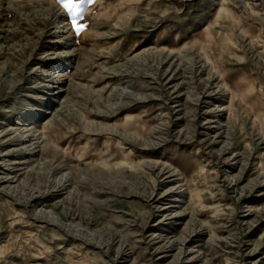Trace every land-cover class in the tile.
<instances>
[{
  "label": "rangeland",
  "instance_id": "obj_1",
  "mask_svg": "<svg viewBox=\"0 0 264 264\" xmlns=\"http://www.w3.org/2000/svg\"><path fill=\"white\" fill-rule=\"evenodd\" d=\"M81 9L0 0V264H264V0Z\"/></svg>",
  "mask_w": 264,
  "mask_h": 264
},
{
  "label": "snow or ice",
  "instance_id": "obj_2",
  "mask_svg": "<svg viewBox=\"0 0 264 264\" xmlns=\"http://www.w3.org/2000/svg\"><path fill=\"white\" fill-rule=\"evenodd\" d=\"M94 0H61L64 8L67 12L73 17L72 26L73 30L79 34V32L83 29L84 25L77 24L75 20V16L82 10L81 6L85 3H93Z\"/></svg>",
  "mask_w": 264,
  "mask_h": 264
},
{
  "label": "bare ground",
  "instance_id": "obj_3",
  "mask_svg": "<svg viewBox=\"0 0 264 264\" xmlns=\"http://www.w3.org/2000/svg\"><path fill=\"white\" fill-rule=\"evenodd\" d=\"M30 129H34V126L33 125H29L28 126V128H26V130H30ZM26 138H27V136H23L22 137V146H21V149L20 150H24V151H26V149L29 147V145H28V143L30 142V140H26ZM20 140V139H19ZM31 143V142H30ZM32 144V143H31ZM5 154V153H4ZM8 154V153H7ZM4 156V155H3ZM4 161H6L5 159H4ZM4 161H2V163H1V165H3V162ZM4 163H6V162H4ZM18 163H21V162H17V164ZM7 165H9V164H5L4 166L6 167ZM5 170H6V173H4V175H3V177H1V182L3 181V182H6V183H8V186H10V183H13L15 180H16V176L13 174V171H12V169H10V168H5ZM15 170V169H14ZM15 172V171H14ZM12 187V186H11ZM15 187V186H14ZM14 187H12V189L14 188ZM9 188V187H8ZM5 191V190H4ZM8 191V190H7ZM6 191V192H7ZM45 219V218H44Z\"/></svg>",
  "mask_w": 264,
  "mask_h": 264
}]
</instances>
